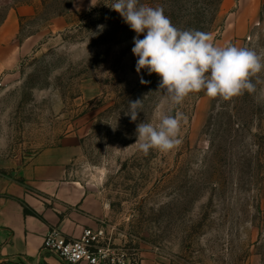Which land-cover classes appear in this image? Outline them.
<instances>
[{
  "label": "rangeland",
  "instance_id": "rangeland-1",
  "mask_svg": "<svg viewBox=\"0 0 264 264\" xmlns=\"http://www.w3.org/2000/svg\"><path fill=\"white\" fill-rule=\"evenodd\" d=\"M104 3L112 0H0V24L14 12L18 27L16 63L0 76V173L18 176L60 148L68 177L104 203L99 223L141 260L264 264V69L253 92L230 100L191 93L171 112L187 118L181 143L145 154L137 123L171 106L159 76L142 70L149 83H140L133 38L108 39L121 16ZM216 9L214 0L206 13L209 26L216 16L212 43L264 58V0ZM136 99L143 108L131 122Z\"/></svg>",
  "mask_w": 264,
  "mask_h": 264
},
{
  "label": "clouds",
  "instance_id": "clouds-1",
  "mask_svg": "<svg viewBox=\"0 0 264 264\" xmlns=\"http://www.w3.org/2000/svg\"><path fill=\"white\" fill-rule=\"evenodd\" d=\"M107 6L136 33L131 51L140 83H149L141 75L142 70L149 76H159L157 91L171 106L167 111L163 105L157 109L156 123H137L134 144L143 153L152 149L167 152L181 143V122L186 123L187 118L178 111L175 115L171 112L191 93L203 91L209 98L226 101L255 90L251 77L264 69V58L254 50L234 45L217 47L208 33L178 29L162 6L152 7L140 0H112ZM98 27L103 29L102 25ZM142 108V99L129 100L125 115L136 122Z\"/></svg>",
  "mask_w": 264,
  "mask_h": 264
},
{
  "label": "crops",
  "instance_id": "crops-1",
  "mask_svg": "<svg viewBox=\"0 0 264 264\" xmlns=\"http://www.w3.org/2000/svg\"><path fill=\"white\" fill-rule=\"evenodd\" d=\"M17 16L11 12L0 24V76L16 63ZM60 148L46 149L18 176L0 173V264H40L48 232L59 229L78 237L106 214L104 203L81 182L68 177ZM25 206L37 214L25 212ZM142 264H164L143 259Z\"/></svg>",
  "mask_w": 264,
  "mask_h": 264
},
{
  "label": "built area",
  "instance_id": "built-area-1",
  "mask_svg": "<svg viewBox=\"0 0 264 264\" xmlns=\"http://www.w3.org/2000/svg\"><path fill=\"white\" fill-rule=\"evenodd\" d=\"M116 227L88 226L78 237H69L53 228L45 236L41 248L40 264H142L134 249L121 246L115 237Z\"/></svg>",
  "mask_w": 264,
  "mask_h": 264
},
{
  "label": "trees",
  "instance_id": "trees-1",
  "mask_svg": "<svg viewBox=\"0 0 264 264\" xmlns=\"http://www.w3.org/2000/svg\"><path fill=\"white\" fill-rule=\"evenodd\" d=\"M212 1L214 0H140L141 4H146L152 7L162 6L164 13L170 18L172 24L181 30L195 29L201 32L210 34L212 26L215 22L216 16L214 15V22H207V14L211 8ZM217 1V9L222 4V0ZM205 2L204 6L202 3ZM108 4L104 3V10L106 11L109 7ZM210 5V8H208ZM216 9V10H217ZM215 11V10H214ZM218 12V11H217ZM119 27L113 29L114 34L108 35V39L122 40L127 38H133L136 33L130 29V27L123 21L122 17L119 21ZM141 34L140 38L143 39ZM25 212L31 214H37L34 210L25 206Z\"/></svg>",
  "mask_w": 264,
  "mask_h": 264
}]
</instances>
